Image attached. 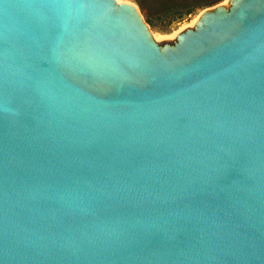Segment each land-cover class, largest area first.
I'll use <instances>...</instances> for the list:
<instances>
[{
    "label": "water",
    "instance_id": "1",
    "mask_svg": "<svg viewBox=\"0 0 264 264\" xmlns=\"http://www.w3.org/2000/svg\"><path fill=\"white\" fill-rule=\"evenodd\" d=\"M0 264H264V0H0Z\"/></svg>",
    "mask_w": 264,
    "mask_h": 264
},
{
    "label": "trees",
    "instance_id": "2",
    "mask_svg": "<svg viewBox=\"0 0 264 264\" xmlns=\"http://www.w3.org/2000/svg\"><path fill=\"white\" fill-rule=\"evenodd\" d=\"M146 15L147 22L151 19L170 23L182 19L196 10L214 6L223 0H135Z\"/></svg>",
    "mask_w": 264,
    "mask_h": 264
},
{
    "label": "rangeland",
    "instance_id": "3",
    "mask_svg": "<svg viewBox=\"0 0 264 264\" xmlns=\"http://www.w3.org/2000/svg\"><path fill=\"white\" fill-rule=\"evenodd\" d=\"M121 1L132 2L138 7L144 21L147 23V25L150 28V31L152 33L154 40L159 41V42L168 41L171 38H173L176 33L192 26L191 22L195 18H197L198 15L200 14V12L203 10V9L196 10L193 13H191L190 15L183 17L182 19H175V20L171 21L170 23H167V22L162 23L160 20H157V19H151V23H149L146 20V15L139 8V6L135 0H121ZM220 3L226 4V0H223ZM207 8H209V7H207ZM204 9H206V8H204Z\"/></svg>",
    "mask_w": 264,
    "mask_h": 264
},
{
    "label": "bare ground",
    "instance_id": "4",
    "mask_svg": "<svg viewBox=\"0 0 264 264\" xmlns=\"http://www.w3.org/2000/svg\"><path fill=\"white\" fill-rule=\"evenodd\" d=\"M118 1H121V0H118ZM197 18H198V17H197ZM197 18H195V19L191 22V25L195 24ZM177 34H178V33H176V34L174 35V37H175Z\"/></svg>",
    "mask_w": 264,
    "mask_h": 264
}]
</instances>
